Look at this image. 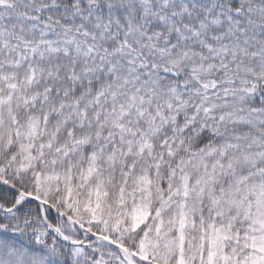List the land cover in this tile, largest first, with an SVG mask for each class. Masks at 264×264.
Listing matches in <instances>:
<instances>
[{"label": "snow or ice", "instance_id": "1", "mask_svg": "<svg viewBox=\"0 0 264 264\" xmlns=\"http://www.w3.org/2000/svg\"><path fill=\"white\" fill-rule=\"evenodd\" d=\"M0 264H264V0H0Z\"/></svg>", "mask_w": 264, "mask_h": 264}]
</instances>
